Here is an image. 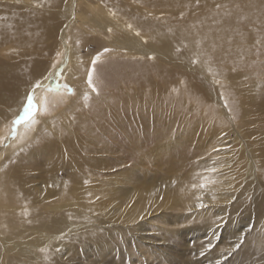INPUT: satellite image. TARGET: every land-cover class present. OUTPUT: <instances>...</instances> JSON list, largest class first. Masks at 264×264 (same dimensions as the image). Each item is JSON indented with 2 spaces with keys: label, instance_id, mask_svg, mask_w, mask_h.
Listing matches in <instances>:
<instances>
[{
  "label": "bare ground",
  "instance_id": "obj_1",
  "mask_svg": "<svg viewBox=\"0 0 264 264\" xmlns=\"http://www.w3.org/2000/svg\"><path fill=\"white\" fill-rule=\"evenodd\" d=\"M21 1L26 0H0V10H3L6 16L13 21L11 25L8 24L3 31L1 30L0 46L12 42L16 44V47L30 46L34 41L31 37L48 29L47 31L53 36L49 39L53 41L48 47L54 49V55L46 64L47 66L44 65L42 69L38 68L36 60L22 64L17 62L15 63L17 66L12 70L7 69L5 67L7 65L3 66L0 63V105L2 106L0 107V128L12 116L19 114L21 105L25 102L26 94L32 84L36 80L44 79L45 86L49 78L56 76L60 68L64 69L65 82L74 89L75 94H71L70 97L66 89L59 93L46 92V87L43 90L37 89L36 103L39 109L44 110V97L47 95L50 101L47 111H51V114L45 117L41 124L38 123L39 125H34L37 116L33 118L35 123L30 121L20 125L14 140L15 143H18L16 147L14 142V147L7 142L9 146L6 148L5 157L0 161V237L4 249L1 259L4 262L8 261V264H137L135 258H139L143 262L142 257L144 256L147 264H156L155 261L158 264H163V260L168 262L173 251L178 250V245L168 246V249H164L154 246L153 241L147 242L138 219L149 215L151 208L153 210L158 208H162V210L194 208L192 210L193 219L199 218L202 220L200 223L210 222L212 224L213 218L220 217L217 210L221 208V203L218 201L225 197L224 187L220 185L222 181L208 177L209 181L215 180L216 183H210L209 191L203 195V203L212 204L211 207L209 206L210 209L205 211L208 207L199 208L197 206L200 202L197 200L200 191L192 186L180 188L179 192L163 191L161 193L158 190L154 191L147 184L141 187L140 194H136L134 190L126 192V188L120 184L121 182L113 180L107 181L105 187L100 183L103 193L93 188V194L85 198L80 194L82 193L80 190H83L80 188L84 185L83 181L70 173L66 179H62L60 177L61 170L66 165L63 160L67 158L71 160L75 156V163L81 165L79 160L77 163L78 152H81V149L84 150V146L85 150L87 148L84 138L76 135L80 140L78 144V141L74 142L70 135L72 130L75 134L77 132L82 135L89 132H84V128L91 129V126L85 125V122L79 125L73 116L74 113L81 110L83 105H87V99H89L90 105L93 103L94 91L90 89L89 74H87V71L92 67L89 64L90 61H87L92 59L96 49L101 52L108 48L109 51H113L109 54L116 52L128 55L117 59L102 58L97 63L100 65L102 74L104 68L106 78L111 76L114 79L119 78L118 83L123 81L125 79L123 77L126 75H129L128 79H130L131 71L135 72L132 78L145 81L135 84L134 89L137 96L135 100H131V97L128 100L138 107L139 115L136 118H131L137 126L144 124L143 117H146L147 112L155 106L152 104L154 101L152 99H155L154 88H149V90L144 88L146 83L149 84L152 79H155L159 69L153 61L167 57L179 60L178 63L184 65V68L187 66L189 69L196 68L198 73L204 77L203 80L208 83L215 86L221 84L218 100L223 104L222 112L227 115L233 113L228 117L236 116L234 113L238 111L240 102L235 96H242L251 103H254L255 99L250 96L251 92L246 89L245 82L239 83L244 89L241 90L235 83L237 80L229 78L232 75L229 76L225 66L230 67L231 64L235 67L237 64L241 68L244 67L247 75H256V67H253L255 66L254 59L252 60V55L256 52L251 47L250 50L246 43L252 37L251 29L240 34L241 31L237 30V24L245 26L257 19L263 21L260 25H264V2L262 0H246L240 3L234 0L226 3L217 0L215 5L219 4L222 6L221 8L215 7L214 10L209 11L210 13H206L205 10V12L194 14L185 11H187V7L197 6L196 0H34L31 3ZM37 2H42L54 11L32 14L31 10H27L20 14L17 10L21 7H34V3ZM204 2L205 0H199V5L203 6ZM180 7L185 8V14L182 16L178 11L174 12L176 8ZM159 11H166V14L160 15ZM177 16L182 19L174 21ZM128 24L132 25L131 29L128 28ZM137 31L140 32L139 36L135 34ZM235 36L239 39L240 45L231 44ZM260 36L262 38L261 34ZM255 37L256 35L252 38L253 42L259 41ZM43 41L45 40L43 39ZM89 41L91 44L95 43L94 46L92 44V47L96 49L93 50V53L90 50L86 54L83 50L91 45ZM145 41L147 42L145 43ZM6 52L11 55L14 51L6 49ZM153 56L155 59H151ZM145 58L147 59L145 60ZM57 60H62L63 63H59L60 65L58 64V67L55 68ZM219 64L225 66L219 67ZM124 66L127 68L124 69ZM34 73L35 78L32 79L34 82H30L29 79ZM92 79H96L93 74ZM216 81H220V83H216ZM224 81L227 83H223ZM188 84L191 83L188 82ZM186 87L187 85H184L183 88ZM140 91H143L147 96L142 95ZM101 97L99 103L103 101V107H107V113H110L109 115H112L115 120L117 114L113 104L117 99L113 101L109 96V101L106 99L104 101L102 95ZM194 99L200 100L199 94ZM225 101H227V107H225ZM101 110L104 109L101 108ZM100 124L101 122L97 121L93 128ZM59 137H62L64 142H59L54 148L53 144ZM133 138L132 133L126 136V140ZM150 148H153V145H150ZM79 155L82 158V154ZM231 162L227 161L226 163ZM85 163L89 165V161H85ZM254 168V161L250 159L248 177L255 173ZM88 169L90 168L88 167L86 170ZM119 171L118 175L124 174L121 169ZM233 176L236 181V174L233 173ZM230 182L235 184L233 180ZM232 188L233 185L229 186V189ZM114 192L117 193L111 195ZM212 192L216 194L215 200L211 198ZM164 194L166 195L164 196ZM96 196L99 197L96 198ZM133 196L141 197V202H138V205L135 204L134 198L131 199ZM162 196L164 197L162 198ZM88 198L98 202L94 206ZM228 198L226 200H229ZM194 202L195 205H191ZM93 207L101 210L96 217L91 213ZM107 207V211L103 212V209ZM237 207L235 206V209ZM163 214L166 215L165 212ZM111 215L118 217L123 224L115 221L111 225L106 224L105 219ZM164 223L169 222L165 220ZM173 223L180 222L177 219ZM228 223L226 220H221L217 224H206L201 227L205 233L206 242L200 243L198 248L189 251L190 256L186 255V259L188 262L190 261L189 264L257 263L253 257L259 256L264 250V227L257 234V239L246 240L240 253H236L228 260L226 252L222 251L224 246L219 245L218 241L224 237H232L237 240L239 237H237L236 230L242 232L237 227L238 224L228 226ZM16 227H26V229L15 232ZM37 228L36 238L39 239V242L31 237L33 229ZM187 229L183 230L185 232L196 231L192 228ZM162 230H167L166 234L174 232L171 231L172 229ZM61 233H63L62 238ZM194 234L196 235L195 232ZM198 236L200 239L201 236L199 234ZM91 239L94 241L98 239V242H90ZM92 244L95 247H92ZM112 245L116 247V255L124 257L123 260L122 258L117 260V257L115 259L110 257L107 261L103 260L107 256L104 255V250L111 248ZM189 245L190 243L186 246L189 247ZM9 246H12V250L9 249ZM232 247L233 245L227 246V248ZM79 248L82 249L83 258H80ZM41 249H45V251H41ZM21 250L25 255L34 259L18 257L16 254ZM8 251H12L14 255L12 256ZM261 258L264 259V254L261 255ZM259 264H264V261Z\"/></svg>",
  "mask_w": 264,
  "mask_h": 264
},
{
  "label": "rangeland",
  "instance_id": "obj_2",
  "mask_svg": "<svg viewBox=\"0 0 264 264\" xmlns=\"http://www.w3.org/2000/svg\"><path fill=\"white\" fill-rule=\"evenodd\" d=\"M31 1L34 0L21 2L31 3ZM220 1L229 3L234 0ZM236 1L242 3L246 0ZM262 1L264 2V0ZM216 2L217 0H205L203 6L202 4L199 6H190L187 7V11L185 12L196 14L198 12H205L206 10L207 13L215 8L214 5ZM34 4V7H21L17 10L20 14L27 12V10H31L32 14L54 11L42 2ZM184 10L185 8L180 7L176 8L174 12L178 11L180 16H182L185 14ZM159 14L165 15L166 11H159ZM180 16H177L174 21L182 19ZM261 22L263 21L256 19L251 22V24L245 26L236 23L237 30L239 32L241 31L240 34L248 32L251 29L250 33L252 37L250 41L246 43L249 48L251 47L252 50L254 49L256 52L252 55V60L254 59L253 63L255 64L253 67H256V75H247L244 67L241 68L239 65L237 66V64L235 67L231 64L230 67L223 64L229 76L232 75L229 78L231 80H237L235 83L239 85L241 90L244 89L241 88L239 83L245 82L246 89L251 92L250 96L255 99V102L251 103L242 96H235L240 102L238 111L234 113L236 116L233 115L228 117L233 113L227 115L222 112L223 104L218 100V97H220L219 91L221 84L215 86L208 83L203 80L204 77L198 73L196 68L189 69V66L184 68V65L178 63L179 60L173 57H167L165 59L153 61V63H156L155 65H158L159 69L157 70L155 79H152V82L149 84L146 83L144 88L146 90L152 87L154 88L155 99H152V101L154 100L152 104L155 106L147 112L146 117H143L145 119L144 124L137 126L131 118H136L139 115L138 107L128 100L129 97H131V100H135L137 96L134 89L136 87L135 84H141L145 81L132 78L135 72L131 71L130 79H128L129 75H126L123 77L125 79L118 83L117 81L119 78L114 79L113 76L106 78L104 68L102 74L101 68L99 67L100 65L97 63L95 72L91 73L93 76H96V79H93V81H95L93 84L96 88V91H94L93 103L90 105V103H88L89 99H87V105H83L81 110L73 115L75 122L79 125L85 122V125L89 124L91 129L84 128V132H89L82 135L77 132L75 134L73 130L70 134L74 142L77 143L78 141V144L80 140L77 136L84 138V143L87 148L85 150L84 146L85 151L81 149V152H78L82 154V158L79 154L77 156V163L80 161L79 163L81 165L75 163V156H73L71 160H68V158L63 160L66 165L62 167L60 177L66 179L69 176L68 173H70V175L74 174V177L83 181L84 185L80 186L83 190H80V192H82L80 194L85 198L93 194V188L103 193V188L100 183L105 187L107 181L111 182L113 180L121 182L120 184L126 188V192L134 190L136 194H140L141 187L147 184L150 185L154 191L158 190L159 192L161 191V193L163 191L179 192L180 188L191 187L193 184L198 185L204 181L205 178L208 179V177H213L215 180L219 179V181H222L220 185L224 187L223 192L225 193V197L218 201V203H221V208L217 210V212L220 213V217L213 218L211 221L217 224L221 220H226L229 222L228 226L238 224L237 227L242 231L239 232L236 230L239 239L235 240L232 237H224L222 240L218 241V244L224 246L222 251L226 252V258H229L228 260L234 257L236 253H240L245 241L254 238L257 239V234L262 230V227H264V25H260L262 24ZM12 23L13 21L6 16V13L0 10V32L1 30L3 31L8 24L11 25ZM56 24L58 26V23ZM57 26H55V28H57ZM47 30L48 29L42 30L41 34L40 31L31 37L34 41L30 46L24 47L23 45V47H16L14 42L1 45L0 63L3 66L7 65L5 67L9 70L15 68L17 66L15 63L17 62L22 64L31 60H36L39 69H42L44 65L47 66L46 64H48L54 55V49L48 47L53 41L49 39L53 36ZM55 31L57 32V29H55ZM44 35L45 37H43ZM254 35H256L255 39L259 41L253 42L252 38ZM48 36L50 37L48 38ZM42 38L45 41H43ZM54 39L56 38L54 37ZM89 43L91 44L90 41ZM92 44L93 46L95 45L94 42H92ZM92 44L88 45L87 48L83 50L86 54L90 50L93 53V50L96 49L92 47ZM231 44L235 46L241 43L237 36H235ZM6 49L13 50L14 52L8 55ZM110 52L113 51L104 52V50H102L99 52L96 49L92 59H87V62L90 61L89 64L91 66H89L92 67V60L97 53L101 54L100 60L102 58L107 59L108 57L117 59L128 56L126 54L124 55V53L118 54L116 52L114 54H109ZM146 59L147 58H145V60ZM61 62L62 60H57V62H55V64L57 63L55 68L58 67V64H61ZM223 65L219 64V67ZM125 68H127V66H124V69ZM90 72L91 68L87 71V74ZM57 74L56 76H51L53 80L49 78L46 85L49 88H55L56 85L59 84V90L54 93H59L63 89L68 91V89L64 87V85H68L65 82V77L61 75L60 72ZM34 78L35 73L30 77V82ZM44 81V79H41L42 83ZM32 82H34V80ZM188 82L191 84H188ZM223 83H227V81ZM46 85L44 87L48 88ZM184 85H187V87L183 88ZM90 89L93 91L92 87H90ZM143 91L140 92L142 95H145ZM196 93L199 94L200 100L194 99L197 98ZM68 95L71 97L69 92ZM101 95L104 101L105 99L109 101V96L113 101L117 99L116 103L113 104L115 113L117 114L115 120L112 115H109L110 113H107V107H103V101L99 103V99L102 98ZM67 97L69 98V96ZM24 105L25 102L21 105L19 114L12 116L0 128V141H4L0 144V161L5 157L6 148L9 144L12 145V147H14L13 142L15 147L18 145V143L14 141L15 138H5L11 136L12 121L18 115L23 114L22 110L25 107ZM0 107L2 106L0 105ZM101 108L104 110H101ZM50 114L51 111L39 110L34 115V117L37 116V121L34 125L41 124L44 118L48 117ZM97 121L101 122V124L93 128ZM130 133L134 135V138L126 140V136ZM61 141H63L62 137L57 138L53 144L54 148ZM7 142H9V144ZM150 145H153V148H150ZM214 149H219V151H214ZM250 159L254 161L255 176L253 174L248 177ZM85 161H89V165H87ZM227 161L232 162L226 163ZM88 167L90 169L86 170ZM213 167L218 169L216 173L206 171ZM119 169L124 172L123 175H118L120 173ZM233 173L236 174V181L234 180ZM232 180L235 184L230 182ZM232 185L233 188L229 189V186ZM195 189L199 190L198 188ZM115 193L117 192L111 195ZM165 195L166 194H164V196ZM164 196H162V198ZM98 197L99 196H96V198ZM132 198L135 199V204L137 205L138 202H141V197L137 198L133 196L131 199ZM227 198L229 200H226ZM88 199L94 206L98 202L96 200L94 201L92 198ZM191 205H195V202L191 203ZM206 205L208 208L205 211L210 209V205L212 204ZM235 206L238 207L235 209ZM106 209H108V207L103 209V212L107 211ZM192 210H194V208L189 210H162V208L153 210L151 208L149 215L138 219L143 236L145 237L144 239H147V242L153 241L152 243L154 246L164 249H168V246L178 245V250L173 251L168 262L163 260V264H189L190 261L188 262V259H186L187 256H190L189 251L198 248L200 243L206 242V237H204L205 233L201 227L208 222L200 223V221H202L201 219H193ZM98 212H101L98 208L94 209L93 207L91 210L92 215L95 217ZM163 212H165L166 215H164ZM190 217H192V219H189ZM177 219L180 223H173V221ZM165 220L169 223H164ZM105 221L106 224L110 225L113 221L123 224V222L114 215L108 216ZM212 224L209 222L207 225ZM38 228L33 229V235L31 237L33 240L39 242V239L36 238ZM191 228L192 230L196 229V231H194L196 235L194 232H190L189 229ZM21 229H26V227H16L15 232H20ZM162 229H172L171 231L174 232L166 234L167 230ZM183 229L189 231L185 232ZM198 234L201 236L200 239ZM242 236L243 238H240ZM15 237L18 238V236ZM89 241L92 242L94 239ZM94 242L97 243L98 239ZM1 243L2 240L0 237V264H8V261L4 262L3 259H1L4 255V249ZM188 243H190L189 247L186 246ZM237 244L240 245L238 248L236 247ZM230 245H233V247L227 248V246ZM93 246L95 247V245L92 244V247ZM113 246L114 245L104 250V255H107L105 259H103L104 261H107L110 257L114 259L117 257V260H121L122 258L123 260L124 257H118L116 255L117 250L116 247ZM9 249L12 250V246H9ZM8 252H10L12 256L14 255L12 251ZM78 252L80 258H83L82 249L79 248ZM71 253L73 252L71 251ZM262 254H264V250L261 251L259 256L253 257L255 261H257L256 264L264 261V259L261 258ZM16 255L18 257L22 256L25 259H34L33 257L30 258L25 255L22 250ZM142 260L143 262H141L139 258H135L137 264H147L144 256ZM154 263L158 264L156 261Z\"/></svg>",
  "mask_w": 264,
  "mask_h": 264
},
{
  "label": "snow or ice",
  "instance_id": "obj_3",
  "mask_svg": "<svg viewBox=\"0 0 264 264\" xmlns=\"http://www.w3.org/2000/svg\"><path fill=\"white\" fill-rule=\"evenodd\" d=\"M197 2V6H199V0H196ZM42 6V5H41ZM215 7L217 9L221 8L222 6L217 4L215 5ZM113 15H115V13H112ZM128 28H132V25L131 24H128ZM108 31L110 32L111 29L109 28ZM137 36L140 35V32L137 31L135 33ZM147 41H145L146 43ZM109 49L105 48L104 49V52H108ZM100 56L101 54L100 53H97V55L94 57V59L92 60V68H91V72L89 73L88 75V84L90 87H92L93 91H96V88H95V85L93 84V79H92V72H95L96 70V64L97 62L100 60ZM151 59H155V57H151ZM193 62H198V61H193ZM63 63V61L61 62ZM63 71L64 69L63 68H60L59 69V72L61 75H63ZM216 83H220V81H216ZM65 88L68 89V92L69 94H72L74 95L75 92H74V89H72L70 86L68 85H64ZM60 88V85L57 84L55 88H47L46 89V92H57ZM37 89H41L43 90L44 89V85L43 83L41 82V80H36L32 86H31V89L29 90V92L26 94V97H25V107L23 108V114L22 115H18L13 121H12V128H11V136L10 137H6L5 139H14L16 134H17V131H18V128L20 125L28 122V121H31L32 123H35V120L33 119L34 115L40 110L39 109V106L37 105L36 103V90ZM85 99H87V97H85ZM49 98L47 95H45L44 97V110L47 111L48 110V106H49ZM227 101H225V107H227ZM229 111H231V109H229ZM3 141H0V144H2ZM7 146V145H5ZM214 151H219V149H214ZM206 171H209L211 173H216L218 171V169H216L215 167L213 168H210V169H207ZM215 184L216 181L215 180H211L209 181L207 178H205L204 181H202L201 183H199L198 185L197 184H193L192 187L195 189V188H198L200 190V194L197 196V200L200 201L198 203V207L199 208H205L207 207V205L205 203H203V195L205 192L209 191V184ZM211 198L212 200H215L216 199V194L215 192H212V195H211ZM31 222V221H29ZM63 237V233H61V238ZM240 245L237 244L236 247L238 248ZM41 251H45V249H41Z\"/></svg>",
  "mask_w": 264,
  "mask_h": 264
}]
</instances>
